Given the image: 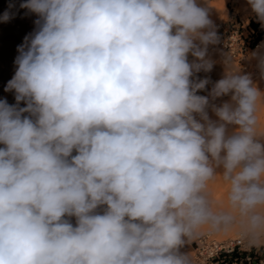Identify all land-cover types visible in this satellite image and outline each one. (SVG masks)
Masks as SVG:
<instances>
[{
  "label": "clouds",
  "instance_id": "1",
  "mask_svg": "<svg viewBox=\"0 0 264 264\" xmlns=\"http://www.w3.org/2000/svg\"><path fill=\"white\" fill-rule=\"evenodd\" d=\"M20 8L37 19L0 100V264H193L194 241L233 231L264 247V89L225 55L198 76L221 39L207 0ZM247 58L264 79V44Z\"/></svg>",
  "mask_w": 264,
  "mask_h": 264
},
{
  "label": "rangeland",
  "instance_id": "2",
  "mask_svg": "<svg viewBox=\"0 0 264 264\" xmlns=\"http://www.w3.org/2000/svg\"><path fill=\"white\" fill-rule=\"evenodd\" d=\"M22 2L23 0H0V15H3V13L9 9L10 3L15 5V7L11 9V11L14 13V17L6 23L0 22V52H2L3 49L8 48V47H10L11 49L17 48L24 41V39H19V40L11 39V42L8 43L7 39H9V36L7 34V30L9 28H11L12 30L16 32L18 31L20 32V30L24 27L28 29L29 34H30L34 31L36 27L34 21L37 19V17L34 14L28 13L26 9L20 8V4ZM207 3L211 9V19L214 21L215 25L220 24L221 22L226 20L227 13L230 10L229 6L230 4H232L235 9V12L238 13V15L241 17V19L244 22L249 20L252 27L255 26L253 19L254 20L256 19L250 12V9L247 5V0H207ZM259 34H261L262 37L260 39H262L264 36V31L261 30L260 33H258V36ZM258 36H257V39H258ZM9 53L10 52H7L6 54H9ZM209 54L211 55L212 59L216 61V63L210 73L201 72L198 74V76L200 78H203L204 76H208L210 77L212 81H216L222 77L225 71V65L217 59L214 46H210ZM15 70L16 69H14V71L12 70L10 71L6 63H3L2 61H0V100H6L7 103L10 105L16 103L15 93L13 91H6L5 89L7 87L8 81L12 79V77L14 76ZM255 82L258 84V86L261 89H264V84H261L258 81H255ZM200 94H206V93H200ZM21 106L22 107L24 106L23 103H21ZM262 106L264 107V105ZM263 115H264V108H263ZM0 147H2V145H0ZM212 189L215 193L217 202L221 206H223L224 193L226 191L225 184L219 178H217L216 182L212 185ZM213 234L219 241L233 239L237 236V234L234 231L229 232V233H213ZM255 249L257 250V252L261 251L262 258H264V247L255 248ZM188 252L190 253L192 257L193 264H213L210 262H203L201 260H197L195 258L194 248L191 245L188 248Z\"/></svg>",
  "mask_w": 264,
  "mask_h": 264
},
{
  "label": "built area",
  "instance_id": "3",
  "mask_svg": "<svg viewBox=\"0 0 264 264\" xmlns=\"http://www.w3.org/2000/svg\"><path fill=\"white\" fill-rule=\"evenodd\" d=\"M229 8L226 20L216 25L221 38L220 43L214 46L216 57L223 63L224 55L230 56L232 67L235 70L251 73L255 81L264 84V79L260 78L254 63L250 62L247 58L264 41V36L262 39H257L258 33L261 30L264 31V26L253 19L255 26L252 27L249 20L244 22L241 19L238 13L235 12L232 4H230ZM191 246L194 248L197 260L213 264H216V261L222 255H229L235 250L243 252L251 251V248L243 246L238 235L233 239L219 241L212 234H206L194 241ZM253 249L257 252L255 248Z\"/></svg>",
  "mask_w": 264,
  "mask_h": 264
},
{
  "label": "bare ground",
  "instance_id": "4",
  "mask_svg": "<svg viewBox=\"0 0 264 264\" xmlns=\"http://www.w3.org/2000/svg\"><path fill=\"white\" fill-rule=\"evenodd\" d=\"M7 34L9 36V39H7V42L10 43L11 39H16V40L24 39V37L29 34V31L27 28H24V27L20 30V32L19 31L16 32V31L12 30L11 28H9L7 30ZM262 44H264V41H262L260 45H262ZM7 52H10V53L6 54ZM17 55H18L17 48H13V49H11L10 47L5 48V49H3L2 52H0V61H2L3 63H6L8 69H10V71L11 70L14 71V69H16V65L14 63L15 59H13V58H16ZM263 108L264 107L261 105L260 111L258 113V116H259V119L261 122V128H260L261 131H264ZM207 234H212L215 237V235L213 233H207Z\"/></svg>",
  "mask_w": 264,
  "mask_h": 264
},
{
  "label": "trees",
  "instance_id": "5",
  "mask_svg": "<svg viewBox=\"0 0 264 264\" xmlns=\"http://www.w3.org/2000/svg\"><path fill=\"white\" fill-rule=\"evenodd\" d=\"M261 34L258 36V40L261 38ZM216 264H264L262 258V252H255L251 249L250 252H243L235 250L229 255H222Z\"/></svg>",
  "mask_w": 264,
  "mask_h": 264
}]
</instances>
